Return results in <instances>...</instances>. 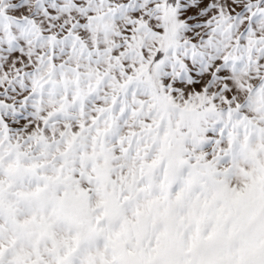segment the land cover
I'll return each instance as SVG.
<instances>
[{"label": "snow or ice", "instance_id": "1", "mask_svg": "<svg viewBox=\"0 0 264 264\" xmlns=\"http://www.w3.org/2000/svg\"><path fill=\"white\" fill-rule=\"evenodd\" d=\"M0 264H264V0H0Z\"/></svg>", "mask_w": 264, "mask_h": 264}]
</instances>
